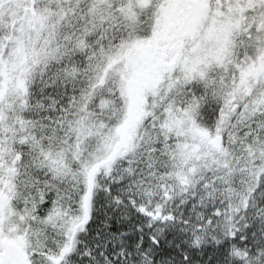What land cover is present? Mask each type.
Returning <instances> with one entry per match:
<instances>
[{
	"label": "snow or ice",
	"instance_id": "snow-or-ice-1",
	"mask_svg": "<svg viewBox=\"0 0 264 264\" xmlns=\"http://www.w3.org/2000/svg\"><path fill=\"white\" fill-rule=\"evenodd\" d=\"M0 264H264V0H0Z\"/></svg>",
	"mask_w": 264,
	"mask_h": 264
}]
</instances>
